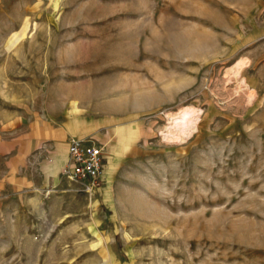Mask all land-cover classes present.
I'll list each match as a JSON object with an SVG mask.
<instances>
[{"label":"rangeland","instance_id":"obj_1","mask_svg":"<svg viewBox=\"0 0 264 264\" xmlns=\"http://www.w3.org/2000/svg\"><path fill=\"white\" fill-rule=\"evenodd\" d=\"M0 264H264V0H0Z\"/></svg>","mask_w":264,"mask_h":264},{"label":"built area","instance_id":"obj_2","mask_svg":"<svg viewBox=\"0 0 264 264\" xmlns=\"http://www.w3.org/2000/svg\"><path fill=\"white\" fill-rule=\"evenodd\" d=\"M67 162L62 175L82 186L87 195L95 193L103 176V146L91 139L71 138L68 142Z\"/></svg>","mask_w":264,"mask_h":264},{"label":"bare ground","instance_id":"obj_3","mask_svg":"<svg viewBox=\"0 0 264 264\" xmlns=\"http://www.w3.org/2000/svg\"><path fill=\"white\" fill-rule=\"evenodd\" d=\"M174 120L177 121L178 119L175 118ZM179 122L182 123L181 126H183L184 128L182 127L176 133H174V131L173 132H168L164 136L167 139V141L170 142V143L179 144V143L183 142L184 140L189 139L191 137V135L193 134V131L196 128V123L194 125L192 123L185 124L184 122H181V121H179ZM170 134H173L174 140H172V137L170 136Z\"/></svg>","mask_w":264,"mask_h":264},{"label":"crops","instance_id":"obj_4","mask_svg":"<svg viewBox=\"0 0 264 264\" xmlns=\"http://www.w3.org/2000/svg\"><path fill=\"white\" fill-rule=\"evenodd\" d=\"M66 155H67V153H66ZM67 156H68V155H67ZM67 156H66V158L64 159L65 164H66V162H67ZM61 163H63V161H62Z\"/></svg>","mask_w":264,"mask_h":264}]
</instances>
